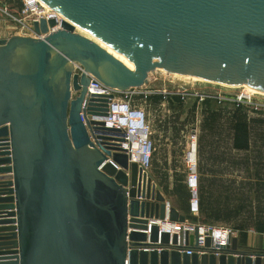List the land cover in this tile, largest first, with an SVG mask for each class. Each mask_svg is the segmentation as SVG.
<instances>
[{
  "label": "water",
  "instance_id": "water-1",
  "mask_svg": "<svg viewBox=\"0 0 264 264\" xmlns=\"http://www.w3.org/2000/svg\"><path fill=\"white\" fill-rule=\"evenodd\" d=\"M39 1L66 19L34 21L36 37L0 38V264H264V251L240 252L237 237L199 252L197 228L183 247L196 250L181 252L178 235L153 222L184 223L185 213L120 143L99 133L93 147L80 119L84 101L88 115H105L113 95L86 97L87 74L65 68L79 62L121 90L163 68L264 91V0ZM92 124L104 130L87 121L91 134Z\"/></svg>",
  "mask_w": 264,
  "mask_h": 264
},
{
  "label": "trees",
  "instance_id": "trees-1",
  "mask_svg": "<svg viewBox=\"0 0 264 264\" xmlns=\"http://www.w3.org/2000/svg\"><path fill=\"white\" fill-rule=\"evenodd\" d=\"M5 2L11 6L19 5L18 0ZM144 100L155 108L166 101V108L174 109L163 119H157L155 126L162 130L165 136L169 134L173 138L187 124L195 121L197 100L187 110L183 109L184 101L181 95L156 92L146 95ZM232 104L229 109L223 103H217L214 98L208 97L201 101L200 150L203 152L206 146L203 144L210 142V145H213L214 140H220L224 133L228 135L229 140L227 147L216 145V153L219 154L215 159L220 161L212 164L215 172H210L200 183L198 179L197 215L192 214L190 210L191 193L183 183L185 175L175 173L172 190H169L166 183L167 174L161 171L158 173L161 181L165 182L164 191L174 197L176 206L185 213L190 222L229 226L237 232L238 241L245 244L250 229L264 233V116L251 117L246 105L236 102ZM201 151L200 154H203ZM228 169L231 174L244 171L247 176L241 179L230 178L232 175H227Z\"/></svg>",
  "mask_w": 264,
  "mask_h": 264
},
{
  "label": "built area",
  "instance_id": "built-area-1",
  "mask_svg": "<svg viewBox=\"0 0 264 264\" xmlns=\"http://www.w3.org/2000/svg\"><path fill=\"white\" fill-rule=\"evenodd\" d=\"M18 6H11L10 9H2L0 6V11H2L7 19L13 23L12 27L17 28L22 31L25 35L31 37H36L33 32L34 21H39L40 19H50L55 18L58 23L62 20L60 14L56 13L53 9L48 11L45 9L38 0H18ZM59 27V24L57 25ZM11 28V27H10ZM9 28V29H10ZM55 29V28H54ZM10 33L9 36H11ZM71 73L82 75L86 73L89 78V83L87 85L86 97L90 96H100V99L109 97L111 94L112 98L108 102V110L105 115H88L86 113L85 101L82 103L81 111L79 113L80 119L87 128L90 140L93 143V147H97L96 137L97 134L103 133L112 139L110 142L120 143V147L123 149V153L128 156L129 162H134L137 164L138 168H143L144 171L151 173L152 168V156L155 150L154 142L151 139L152 134V123L149 118V113L143 107L142 103H138L135 100L137 95L134 88L129 89H117L103 85L98 79H96L90 73L85 71V68L79 62H72ZM71 97L73 98L76 93L71 90ZM157 92V91H153ZM164 95H181L182 99L188 97V93L180 91L178 89H170L168 91H158ZM146 96V95H145ZM144 96V98H145ZM193 97H200V101L203 100V95L193 94ZM206 97V96H205ZM219 101H222V97H218ZM250 102V101H248ZM101 104L102 102H97ZM95 121L97 123H103L104 130L100 128L99 125H91L92 134L88 128L87 121ZM196 125L198 126L197 122ZM191 127V126H190ZM105 128L110 129V131L105 132ZM189 138L191 139V145L188 154L185 156L186 164V184L191 193L190 196V210L191 213L196 215L198 213V196H197V186L199 173L197 169V159H196V147L195 142L197 138V128L191 127ZM121 139V142L117 140ZM110 161L107 158L101 163L99 169ZM154 224L158 225L160 231L166 230L171 234L176 233L178 235V247L181 252L185 251L191 254L196 249L194 247L183 248L184 244V233L193 234L194 229L197 228V236L193 239V245H197V250L199 252H214L218 254L221 245L229 244L233 237H237V232L226 225H209L190 222L186 220L184 223L169 222L166 217L165 220H155ZM149 233V231H147ZM206 237L211 239V244L208 248L204 246Z\"/></svg>",
  "mask_w": 264,
  "mask_h": 264
},
{
  "label": "rangeland",
  "instance_id": "rangeland-1",
  "mask_svg": "<svg viewBox=\"0 0 264 264\" xmlns=\"http://www.w3.org/2000/svg\"><path fill=\"white\" fill-rule=\"evenodd\" d=\"M3 1H0V6L2 5ZM5 5V4H4ZM11 5L7 4L5 6H2V9L6 8L7 10L10 9ZM9 11V10H8ZM1 17H6L5 14L0 11ZM8 36L11 34V36H27L31 37L29 35H25L22 31H20L17 28H13L11 21L8 22ZM11 27V28H10ZM10 28V29H9ZM6 33V32H5ZM72 65V61H68L65 65V68H68ZM148 88L152 91H168L170 89H178L183 92L188 93V97L186 99H183L184 101V108L185 110L189 109L195 100H197V104L195 107V121L194 123L187 124L181 131H179L178 135L175 137H171V135H166L157 128L155 125L157 123V119H163L165 115L171 114L174 109L170 110L165 108L164 115L163 114H157V113H149V118L152 123V134L151 139L154 142L155 150L153 152L152 156V163H157L158 161H162L164 158L167 159L168 155L170 154L171 157V163L176 165L179 172H183V174L187 175L186 172V164H185V156L188 154L189 149L191 147V139L189 138L191 127L197 128V138L195 142L196 147V159H197V169L199 172V183L201 182V179L204 177H207V175L215 172L214 166H212L213 163H218L220 161L219 159H215V156L219 153H216V145L219 144L222 147H227L228 145V135L226 133L222 134V137L220 140H214L213 145H210L209 143L203 144L206 145L203 149V152L200 150L202 147V143L200 142V120L202 118V106L200 97H193L192 95L197 93L203 95V99L205 98H214L217 103H223L227 108H232V103H240L242 105H246L245 107L248 110V114L251 117H260L264 116V101H259L255 99L254 97H250L249 92L247 90V87L241 86V87H228L225 85H218L214 83L209 82H202L200 80H193L191 78H186L182 76H177L172 73L167 72L164 69H157L152 71L148 75V80L146 82ZM206 96V97H205ZM222 97V101H219L218 97ZM135 100L138 102L139 97L136 95ZM250 101V102H248ZM164 109V108H163ZM185 116V112L182 113V117ZM196 122L198 126L196 125ZM191 126V127H190ZM211 141V139H209ZM218 141V142H217ZM217 142V143H216ZM201 145V146H200ZM215 149V150H214ZM200 151L203 154H200ZM207 153V154H205ZM234 155V154H233ZM217 169V168H216ZM153 170V166L151 168V171ZM227 175L231 176L230 178H236L241 179L242 177H246L247 173L243 172H236L231 174V170L228 169ZM198 183V184H199ZM198 214V213H197ZM196 214V215H197ZM198 223V222H197ZM200 223V222H199ZM203 224V223H200ZM214 225H220V224H214Z\"/></svg>",
  "mask_w": 264,
  "mask_h": 264
},
{
  "label": "crops",
  "instance_id": "crops-1",
  "mask_svg": "<svg viewBox=\"0 0 264 264\" xmlns=\"http://www.w3.org/2000/svg\"><path fill=\"white\" fill-rule=\"evenodd\" d=\"M4 4L7 5L6 2L3 1L1 6H5ZM8 22H9V19H7V17H1L0 16V38L10 37L7 34V32H8L7 29L9 27ZM134 90H135L137 96L139 97L138 103L143 104V107L146 109L147 113L153 112V113H157V114L160 113V114L164 115V110L167 106L166 101L162 102V104L160 106L155 108V107H153L154 105L150 104V102L148 103L146 100H144L143 96L155 93L148 88L147 84H144L143 86L138 87V88H134ZM4 121H6V118L2 119L0 121V123H2ZM6 125H8L7 122H6ZM171 160L172 159H171L170 154H169L167 159L164 158L162 161H158L157 163H154L153 170L151 171V174L153 175V177L155 178L157 183L161 186L163 193L169 199L171 204L175 208L178 209V207L176 206L174 197L164 191L163 186H164L165 182L161 181L160 173H158V171H161V172L167 174L166 183H168V185H169L168 189L172 190L173 183H174V174L179 173L182 175L183 172L182 171L179 172L176 165L171 163ZM183 183L186 184V181L184 180ZM238 249L240 252L245 253V254H251V253H254L256 251H264V233L256 232L255 230L250 229L247 233L246 243L243 244L240 241H238Z\"/></svg>",
  "mask_w": 264,
  "mask_h": 264
},
{
  "label": "bare ground",
  "instance_id": "bare-ground-1",
  "mask_svg": "<svg viewBox=\"0 0 264 264\" xmlns=\"http://www.w3.org/2000/svg\"><path fill=\"white\" fill-rule=\"evenodd\" d=\"M39 1V0H38ZM40 2V1H39ZM41 3V2H40ZM41 5L47 9L48 11H51L52 8H46L42 3ZM61 19H66L63 15L60 14V17ZM75 32H77L78 34L94 41L95 43H97L100 47H102L104 50H106L108 53H110L113 57H115L117 60H119L120 62H122L127 68L131 69V70H135V65L134 63L130 60V58L119 52L118 50L110 47L109 45H107L106 43H104L101 39H99L98 37H96L95 35H93L91 32H89L88 30L78 26V25H75ZM163 69V68H162ZM174 75H177V76H182V77H186V78H191L193 80H200L202 82H209V83H214V84H218V85H225V86H228V87H241V86H245L247 87V90L249 92V96L251 97H254L255 99L259 100V101H264V91L262 90H259V89H256V88H253V87H249L248 85L246 84H236V85H231V84H226V83H222V82H219V81H212V80H208V79H205V78H202V77H198V76H194V75H187V74H174ZM192 147V145H191Z\"/></svg>",
  "mask_w": 264,
  "mask_h": 264
}]
</instances>
